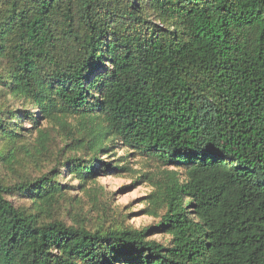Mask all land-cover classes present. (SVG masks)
<instances>
[{"label":"trees","instance_id":"trees-1","mask_svg":"<svg viewBox=\"0 0 264 264\" xmlns=\"http://www.w3.org/2000/svg\"><path fill=\"white\" fill-rule=\"evenodd\" d=\"M0 85L38 112L1 109L0 142L91 125L75 179L118 170L97 157L114 140L182 174L141 229L54 218L58 170L0 180V264H264V0H0Z\"/></svg>","mask_w":264,"mask_h":264},{"label":"rangeland","instance_id":"rangeland-1","mask_svg":"<svg viewBox=\"0 0 264 264\" xmlns=\"http://www.w3.org/2000/svg\"><path fill=\"white\" fill-rule=\"evenodd\" d=\"M7 108L35 111L34 114L38 115L32 105L6 94V89L0 85V110ZM18 122L23 126L24 134L14 143L0 142V180L9 182L20 176L36 177L50 169L58 170L57 180L67 188H64V197L50 213L68 225L78 223L91 230L121 226L148 228L159 222L162 207L158 202V187L166 181L167 173H180L182 177L175 167L139 155L114 140L110 144L107 142L110 150L98 152L97 157L117 165L118 170L96 171L85 181L75 179L65 170L63 162L70 157L89 158L92 152L80 144L91 142V125L80 130L81 126L71 116L40 118L38 127L44 137L39 138L33 124L27 120ZM77 138L79 144L76 145L71 139ZM5 197L15 207L32 210V204L25 197L8 194ZM149 237L164 242L167 235L155 230Z\"/></svg>","mask_w":264,"mask_h":264}]
</instances>
